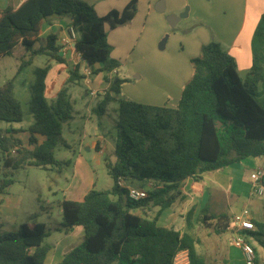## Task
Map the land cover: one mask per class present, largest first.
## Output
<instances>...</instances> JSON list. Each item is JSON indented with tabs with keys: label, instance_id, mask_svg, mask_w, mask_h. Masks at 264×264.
Here are the masks:
<instances>
[{
	"label": "trees",
	"instance_id": "1",
	"mask_svg": "<svg viewBox=\"0 0 264 264\" xmlns=\"http://www.w3.org/2000/svg\"><path fill=\"white\" fill-rule=\"evenodd\" d=\"M136 10L137 0L104 16H98L81 0H26L17 8L9 5L0 11V58L10 56L20 45L30 55L21 68L46 53L63 63L54 54L58 50L56 36L49 35L45 47H34L44 22L68 18L76 33L75 54L91 70V76L102 74L103 82L108 84L96 114L103 115L111 101L119 105L116 161L105 163L112 187L105 191L92 189L81 202L62 201L59 230L80 227L84 236L59 264H173L182 251L187 252L188 264H211L198 254L197 237L161 226L158 218L181 196L186 180L198 182L207 173L246 158L264 156V14L252 35V64L243 81L233 58L211 41L190 59L191 77L176 107H168L118 99L124 81H113L108 76L118 63L110 59L107 32L129 24ZM48 69L39 70V84L31 88L29 113L33 123L26 142L17 137L20 131L0 128V195L14 183L13 172L48 170L57 163L53 152L58 143H63L61 126L72 118V105L66 87L54 102L44 97ZM68 74V84L84 80L79 64L72 66ZM23 116L22 105L13 96V81H7L0 87V123H21ZM39 138L43 140L39 142ZM134 181L139 185L133 188L146 192L138 201L129 199L126 189L132 187L127 182ZM149 207L159 210L152 219L133 213ZM193 213L189 210L185 215L187 229L191 228ZM200 222H214L217 234L231 230L226 214L203 213ZM252 222L264 264V203L263 220ZM50 231L42 224L31 228L22 224L16 231L0 234V264H44L52 250L45 242ZM253 264H257L256 257Z\"/></svg>",
	"mask_w": 264,
	"mask_h": 264
},
{
	"label": "crops",
	"instance_id": "2",
	"mask_svg": "<svg viewBox=\"0 0 264 264\" xmlns=\"http://www.w3.org/2000/svg\"><path fill=\"white\" fill-rule=\"evenodd\" d=\"M24 1L26 0H0V11L9 5L17 8ZM81 1L92 6L98 16H104L111 10L121 11L131 0ZM157 1L137 0V7L139 9L141 3L146 6L148 15L159 26L157 37L161 39L166 30L162 29L163 18L159 15H153L156 11L155 8L160 7ZM163 7L169 14L177 16L182 14L187 7V16L185 18L189 20L188 23L196 26V28L182 30L180 39L178 40L181 51L173 57L168 58L167 64L164 63L158 69L160 74L155 79L158 81V86H161L162 91L154 92L153 98L147 102L148 105L176 107L182 88L192 74L189 63L190 59L197 57L201 47L211 41L217 42L233 58L239 77L240 73H245L246 75L249 72L252 64L251 39L261 15L264 14V0H166ZM69 27L70 20L68 18H54L49 23L44 22L41 26L39 41L44 43L42 47L47 45L49 35L56 36V47H58V50L54 54L64 61L63 63H58L52 59L50 54H45L51 58L45 66L49 68L44 81V97L48 102H54L56 99L58 92L61 90L58 85H61L66 80L67 75H69V69L77 64L80 65V69L84 66L80 62L78 55L75 54L74 46L65 43ZM171 28V30H175V27ZM133 34L134 30L132 24H130L126 28H116L108 31L107 38L109 44L115 49L120 42L128 41L129 37ZM164 38L167 41V36ZM17 47L22 48L20 45H17L14 49ZM34 58L31 60V63H33ZM29 60L30 58L27 61ZM36 71H39V68ZM103 84L106 86L102 85V88L97 90L92 88L91 82L88 81V84H86L84 80L81 81L79 85H83L86 92L78 95V101H86L83 97H88L87 91H89L88 93L91 97L103 96L108 88V84L104 82ZM90 92H93L94 95H91ZM14 125L16 124H7L4 128L20 131L17 137L23 142V136L27 140L28 132L18 129ZM42 140V138H39V142ZM100 147V144H96L95 149L100 150ZM79 160L76 167H78ZM79 167H81V170L76 168L73 182L71 185L69 184L68 190L63 194L62 201L81 202L84 196L93 189L94 184L92 180H90L89 186L85 189L86 170L82 168L81 164ZM260 168L264 169V156L253 158V161L246 158L240 163L233 164L223 170L207 173L198 182L191 179L186 180L184 188L181 191V196L174 202L171 208L161 212L158 224L174 229L175 225H178L185 219V215L189 210H194L193 215H199V213L226 214L231 229L233 227V218L240 215L243 210L248 211L251 221H262L264 202L262 203V210L256 207L258 201L254 198L259 197V195L253 194L254 183L251 179V174ZM78 174L79 179H77ZM2 196L3 194L0 195V219L3 224L11 222L12 225L16 226L22 224L30 226L32 223L33 226L37 223H43L40 220L41 217H35L34 219L26 217L25 220L10 219L6 210L8 201L3 200ZM62 201L58 203L57 215L60 219V204ZM224 209H227L230 214L224 212ZM147 210L148 208H145L143 210H136L138 212L134 211L133 213L147 219H152L159 211L158 208L149 207V211H151L149 215H143ZM58 227H60V224H57L54 227L56 230H53L52 233L50 231L49 236L45 239V242L52 246V250L47 255L44 264H59L64 254L72 247L77 246V243L83 239L84 232L80 227H74L68 231H64L62 228L59 230ZM229 232L232 233L231 230ZM256 232V227L254 232H245L243 239L254 249L256 260L260 258L263 263L262 249L257 242L259 238L254 235ZM230 250L234 251V255L239 252L244 259L242 250L233 246L232 243ZM226 253L223 263L232 264L231 253L229 251H226Z\"/></svg>",
	"mask_w": 264,
	"mask_h": 264
},
{
	"label": "rangeland",
	"instance_id": "3",
	"mask_svg": "<svg viewBox=\"0 0 264 264\" xmlns=\"http://www.w3.org/2000/svg\"><path fill=\"white\" fill-rule=\"evenodd\" d=\"M161 1L164 4L166 0H158L157 3ZM153 15H159L163 18L162 29L166 32L161 39L157 37V33L159 34L157 22H154V19L148 15L146 6L142 3L139 9L137 7L133 20L125 26L118 27L126 28L132 24L134 34L129 37L128 41L120 42L114 49L106 37V42L111 47L110 59L118 63V67L111 71L108 76L113 81H124L120 87L118 99L148 105L147 102L153 98L154 92L162 91L155 79L160 74L158 69L168 61V58L181 51L178 40L182 30L196 28V26L188 23L187 18H182L174 26L175 30H171L172 28L167 23V17L172 14H169L165 9L162 12L155 11ZM165 36H167L165 47L160 49L159 46ZM43 44L39 41L34 48H39ZM29 58L30 55L20 47L14 49L10 56L0 58V87L7 81H13V96L21 103L24 115L23 121L14 126L25 131L33 123L29 113L31 88L39 84L38 80L41 79L39 71L36 70L37 68L43 69L51 60L50 56L47 55L37 56L33 63L21 68V64ZM67 76L66 80L58 87L59 89L67 88V93L71 99L72 110L70 115L72 118L61 126L63 143H58L53 152V157L57 163L48 170L27 168L13 172L14 183L4 190L2 196L3 200L8 201L6 210L10 219L25 220L26 217L31 219L41 217L40 220L43 223L37 224H42L51 229V233L57 224H61V219L57 215L58 203L63 200V194L68 190L69 184H72L76 168L81 170L79 167L81 164L82 168L86 170L85 189L92 180L94 190L105 191L112 187V180L106 172L105 163L114 164L116 161L114 146L118 102L116 100L109 102L105 113L98 116L95 110L103 97H91L87 91L88 97H83L86 101H78V95L86 92L85 87L79 84H68L69 75ZM240 78L243 81L245 73H240ZM102 81V74L93 75L89 78L92 88L97 90L105 85ZM262 92L264 93V90ZM5 125L7 123L1 122L0 128H4ZM22 139L24 142L26 141L24 136ZM96 144H100V150L95 149ZM78 159L80 160L78 167H76ZM247 159L253 161V158ZM77 179H79V174ZM127 184L138 187L139 182H127ZM254 199L258 201L256 207L262 210L264 195ZM224 210L230 214L227 209ZM150 212L148 208L143 215H149ZM201 216L200 213L192 216L190 229L186 228L185 219L175 225L174 229L183 232L188 231L197 237L200 241L197 246L198 254L211 264H224L226 251L231 253L232 264H246L239 252L234 255V251L230 250L232 233L228 231L217 234L213 228L214 222L207 223L209 225L207 227V225L201 224ZM31 226L32 223L29 228ZM18 227L12 225L11 222L3 224L0 219V234L16 231ZM257 261L258 264H263L260 258Z\"/></svg>",
	"mask_w": 264,
	"mask_h": 264
},
{
	"label": "built area",
	"instance_id": "4",
	"mask_svg": "<svg viewBox=\"0 0 264 264\" xmlns=\"http://www.w3.org/2000/svg\"><path fill=\"white\" fill-rule=\"evenodd\" d=\"M76 40V33L72 27H69L67 30V38L65 43L72 44L74 46V42ZM81 74L84 76V82L88 84L89 78L91 77V70L83 66L81 70ZM91 95H94L93 92H90ZM251 179L254 183L253 185V194H257L259 196L264 195V169H257L255 172L251 174ZM121 186H124L120 184ZM128 191L129 199L133 201H138L146 196V192L143 189L126 187ZM255 226L249 218V213L247 210H243L242 213L233 218V227L231 229L232 239L231 242L234 246L240 248L244 255V260L246 264H253L255 261V253L253 249L246 243L243 239V235L245 232H254ZM173 264H188V256L186 251H182L178 253L173 260Z\"/></svg>",
	"mask_w": 264,
	"mask_h": 264
},
{
	"label": "water",
	"instance_id": "5",
	"mask_svg": "<svg viewBox=\"0 0 264 264\" xmlns=\"http://www.w3.org/2000/svg\"><path fill=\"white\" fill-rule=\"evenodd\" d=\"M159 5H160V7H156L155 10L158 12H162L164 10L163 2L162 1L159 2ZM186 16H187V9L184 11V13H182L178 16L177 15H169L167 17V23L170 25V27H174L176 25V23H178L180 21V19L185 18ZM165 41H166V38H164L161 41V44L159 46L160 49L164 48Z\"/></svg>",
	"mask_w": 264,
	"mask_h": 264
}]
</instances>
